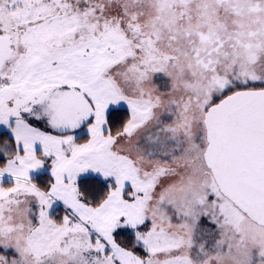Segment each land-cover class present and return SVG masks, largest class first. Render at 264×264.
Listing matches in <instances>:
<instances>
[{
    "label": "snow or ice",
    "instance_id": "snow-or-ice-1",
    "mask_svg": "<svg viewBox=\"0 0 264 264\" xmlns=\"http://www.w3.org/2000/svg\"><path fill=\"white\" fill-rule=\"evenodd\" d=\"M0 264H264V0H0Z\"/></svg>",
    "mask_w": 264,
    "mask_h": 264
}]
</instances>
